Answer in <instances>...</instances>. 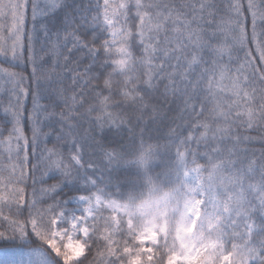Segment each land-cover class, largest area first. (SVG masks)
Listing matches in <instances>:
<instances>
[{"label":"snow or ice","instance_id":"6c2138e0","mask_svg":"<svg viewBox=\"0 0 264 264\" xmlns=\"http://www.w3.org/2000/svg\"><path fill=\"white\" fill-rule=\"evenodd\" d=\"M0 264H264V0H0Z\"/></svg>","mask_w":264,"mask_h":264},{"label":"trees","instance_id":"16d2710c","mask_svg":"<svg viewBox=\"0 0 264 264\" xmlns=\"http://www.w3.org/2000/svg\"><path fill=\"white\" fill-rule=\"evenodd\" d=\"M49 147H51V143H49V145H48ZM257 147H259L258 145H257ZM49 183H52V181H49Z\"/></svg>","mask_w":264,"mask_h":264},{"label":"rangeland","instance_id":"374dc122","mask_svg":"<svg viewBox=\"0 0 264 264\" xmlns=\"http://www.w3.org/2000/svg\"><path fill=\"white\" fill-rule=\"evenodd\" d=\"M65 242H67V239L65 240Z\"/></svg>","mask_w":264,"mask_h":264}]
</instances>
